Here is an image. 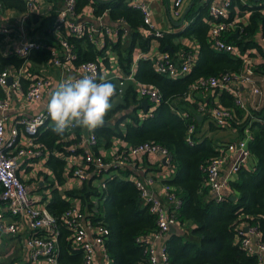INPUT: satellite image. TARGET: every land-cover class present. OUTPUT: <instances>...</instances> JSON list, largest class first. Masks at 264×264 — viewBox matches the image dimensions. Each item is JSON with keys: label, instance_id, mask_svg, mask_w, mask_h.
<instances>
[{"label": "trees", "instance_id": "obj_1", "mask_svg": "<svg viewBox=\"0 0 264 264\" xmlns=\"http://www.w3.org/2000/svg\"><path fill=\"white\" fill-rule=\"evenodd\" d=\"M210 1L195 0L186 14L185 20L188 23L182 30L178 33L162 31V35L157 36L153 32L144 33L147 25L144 23L143 14L140 9L131 5L129 0H75L76 17L85 12L89 3L93 7L95 17L108 9L110 19L120 25L119 38L114 42L108 39L101 47L90 38L88 32L80 36L66 35V38L76 51V64L87 59H99L111 48L118 53L126 73L132 71L134 50H150L154 38L159 42V50H170L172 53L181 46L180 43L174 42L176 37H191L198 41V57L190 71L176 76L158 71L151 57L140 56L134 68V76L137 82L154 83L162 93V100L151 112L141 114L138 109L146 107L134 86L136 81L129 83L121 99L106 112H103L102 106L108 103L110 98L98 109L97 118L103 117L112 120V123L94 127L98 142L92 147L99 152V145H108L114 136H120L131 144L153 140L168 147L172 153L174 171L163 180L176 187L180 203L173 207L181 226L180 231L170 233L166 241L172 264H258V254L248 251L236 238V233L237 225L247 220L257 225L264 240V121L260 120L264 113V104L246 109L236 102L232 91L216 88L214 92L220 97L219 103L228 106L233 112L230 124L221 125L208 114L198 117V95L192 99L186 98L192 82L197 77L222 75L245 65L242 56L226 50H215L212 46L209 36ZM0 5L4 9L21 10L26 20L25 29L28 35L47 41L42 43V47L33 48L28 57H24L16 50L5 52L2 49V40L6 34H0V70L6 66H19L27 58L35 62H49L52 57L50 44L54 43L51 32L55 27L61 26L58 18L59 7L54 5L50 13L45 15L38 12L28 13L26 0H0ZM263 9L264 3L253 6L241 0H233L230 19L237 12L244 16L249 10L251 14L240 21L238 38L234 33L225 34L229 42L238 44L242 50L253 49L250 56L255 55L257 50L260 58L253 61V64L258 81L264 78V50L259 39H256L257 33L264 36ZM122 24L128 27L124 28ZM123 33H126L125 38L122 37ZM189 49V46H184L181 50ZM78 88L68 85L62 91L68 95L77 93ZM213 96L209 94V99ZM91 99L79 102L77 107L87 109L92 104ZM182 109L187 113L182 114ZM193 121L197 125L192 135L193 141H190L187 133ZM247 126L252 130L248 144L256 160L250 166H240L236 177L230 180L229 187L231 192L237 194V198L233 199L228 195L218 199L211 195L206 180V166L228 141L243 135ZM220 128L225 129L224 136L218 131ZM227 131H234L237 135L231 137ZM73 132H76V136H72ZM81 135L80 121L71 129L59 126L52 116L45 120L35 135V140L46 147L45 151L48 150L45 163L58 181L63 178L66 159L54 153L53 148L70 152L72 149L66 146L74 144ZM74 149V152L85 151L83 146ZM112 169L114 168H111L105 178L106 187L98 209L94 207V200L91 198L94 193H98L96 172L91 178L84 180L81 186L71 188L69 193L82 198L84 207L89 210L90 220L96 222L102 219L109 227L105 240L109 258L101 264H147L145 241L140 237L157 228V213L150 208L149 202L141 197L136 183L129 177V167L117 166L116 170ZM47 202V206L61 222L60 259L81 262L83 249L72 242L68 235L71 228L61 219V213L70 205V201L63 196L59 187L54 186Z\"/></svg>", "mask_w": 264, "mask_h": 264}, {"label": "built area", "instance_id": "obj_2", "mask_svg": "<svg viewBox=\"0 0 264 264\" xmlns=\"http://www.w3.org/2000/svg\"><path fill=\"white\" fill-rule=\"evenodd\" d=\"M154 1L157 0H129L131 5L141 10L144 23L147 25L145 31L153 32L158 36L162 35V31L155 28L153 21ZM186 1L173 0L172 15L175 18L179 19L181 17L182 7ZM232 3L233 0L210 1L209 36L215 50H226L233 54H238L243 57L245 65L234 72L229 71L222 75L211 74L197 77L192 82L186 98L192 99L200 91H202L201 93L204 96L208 95L209 97V94H212L210 92L216 88H227L234 93L236 102L241 107L249 109L248 101L241 94L239 85L248 86L253 97L261 95L264 90L256 78L253 64L255 60L250 58L251 56L249 57V51L242 50L238 44L229 42L225 38L226 33L238 31L241 27L240 21L245 19L246 15L251 14L249 10L246 11L244 16L237 12L230 19L229 13ZM26 4L28 13L38 12L39 0H26ZM90 14H94L90 3L85 12L76 17L75 0H64V7L58 11V18L63 29H61V26L60 28L57 27L56 32L61 49L59 51L56 48H51V59L55 64L66 62L71 65L72 63L73 67H78L82 71L78 89L81 90V86H85L91 92L89 99L92 98V104L87 109L84 110L81 107H77L79 101L73 94L66 95L61 90L56 94L53 103L47 104L43 110L32 116L23 117L21 126L12 127L10 129L11 137L6 141L5 111L11 107L9 94L14 86H19V77H16L17 74L14 75L12 69L24 67V64L30 59H25L19 66H6L0 70V85L6 92V96H0V190L1 197L7 203L10 211V217L7 219L6 212L0 206V242L4 232H15L20 226H27L31 232L26 238V244L30 258L36 264H101L109 258L108 248L105 243L109 227L102 219H98L96 222L90 220L86 214L83 200L80 198L71 203L61 213V219L71 228V232L68 235L72 242L76 246L82 247L84 252L83 259L78 263L62 261L59 256L61 222L46 204L39 203L38 197L31 194L29 184L18 172L23 156H41L46 152V147L35 140V135L49 116L54 117L59 126H66L72 129L80 121V117L87 113L96 115L97 108H100L107 98L113 96L122 97L126 89V80L136 79L132 70L125 76H120L118 83H115L103 72L99 61L101 58L87 59L79 64L75 63L76 51L66 38V35L80 36L88 32L90 38L94 39L97 45L100 43L102 46L106 44L109 37L117 39L119 36L118 27L120 25L118 23L114 22V25L103 23L104 16L108 14V9L102 15L96 17L101 23L98 26L86 19L87 15ZM121 26L126 27L125 24ZM7 32L8 28L0 27V34ZM260 44L264 50L263 35H261ZM40 47H42V43L38 40H28L16 52L21 56L28 57L33 48L38 49ZM255 52L258 54L257 50ZM142 55L151 57L158 71L176 76L190 71L198 57V49L190 47L189 50H180V57H175L170 50H163L160 54L154 56L148 51H143L139 56ZM29 72H31L29 73L31 80L26 90V98L30 102L41 100L51 85V78L36 70ZM10 76H12L11 81L9 80ZM64 79L67 82L70 81L69 78ZM261 80H264V78ZM137 92L141 98L146 96L149 99L148 107L140 112L141 114L151 112V109L162 100L160 89L152 82L138 81ZM60 105L66 106L74 112V115L71 117L67 116ZM256 107H259V105L256 104ZM180 112L182 114L187 113L183 109ZM197 113H200V115L208 114L217 124L221 125H229L233 118L231 108L216 101L210 102L208 98L199 101ZM260 120L264 121V113ZM196 125L197 123L193 121L188 128L187 136L190 141H193L192 135L195 132ZM23 133L26 136L21 138ZM251 135L250 126L245 127L243 135L228 141L227 145L222 147L221 152L213 156L207 164L206 180L210 186L212 196L218 199L230 196V193H232L229 187L230 180L236 177L239 167L253 164L249 162L250 156H253L248 144ZM72 136H76V132H73ZM17 137L19 138L18 143ZM97 142L98 135L92 128L87 133L82 132V135L74 144L66 146L72 149L70 152H64L57 147H54L53 151L66 159L64 174H67L71 179L76 178L84 181L91 178L95 172L98 174L95 180L98 185V193L92 195V198H95L94 200L97 202L96 205L94 204L97 209L100 199L104 195L105 178L110 173L111 168H114L112 169L114 171L117 166L129 167L131 170L129 177L136 183L141 197L149 202L150 208L157 213V228L140 237V239L145 241V251L148 254L147 264H172L166 249V240L161 248H158L155 244L156 239L163 236L166 238V233L170 230L172 223H178L177 213L173 206L180 203V198L176 192V187L163 180L174 171L172 153L167 146L153 140L131 144L120 136H114L107 152L101 151V149L96 152L92 146ZM77 146H83L85 151L74 152V148ZM146 153L161 154L162 158L159 160L157 170L149 172L145 168L143 159ZM49 170L51 171V169ZM157 181L160 182V186L165 192L166 201L170 205L164 203L162 197L153 192L152 185ZM246 225L248 226L247 228ZM236 238L241 241V244L248 251L258 254V264H264V240L257 225L247 220L239 223L237 225Z\"/></svg>", "mask_w": 264, "mask_h": 264}, {"label": "crops", "instance_id": "obj_3", "mask_svg": "<svg viewBox=\"0 0 264 264\" xmlns=\"http://www.w3.org/2000/svg\"><path fill=\"white\" fill-rule=\"evenodd\" d=\"M245 3H248L249 5H260L264 3V0L261 1H254V0H241ZM191 0H187L186 3L182 7V14L189 5ZM54 5H57L59 7V10H61L64 7V0H39V10L38 13L41 14H48L50 13V10ZM49 8H51L49 10ZM173 11V0H157L153 2V21L155 23V28L160 31H166L170 33H178L180 30L183 29V27L188 23V21H184V23L180 26L176 25V21L179 20L178 18H175L172 15ZM264 11V9L262 10ZM246 15V14H245ZM250 14L246 15L249 16ZM86 19L89 21H92L95 26L100 25L101 23L96 19V17L93 15H87ZM25 23L26 20L24 18L23 12L19 10L18 8H3L0 5V27H6L8 28V32L5 33L3 40H2V49L5 52H10L12 50H17L20 46L23 45L28 40H33L37 38H33L31 35H28L27 30L25 29ZM104 24L107 25H114V22L110 19L109 14H106L104 16ZM34 24V23H32ZM57 27L53 29L51 32V36L54 38V43L50 44L51 48H56L60 51V42L57 37ZM144 30L145 34H148V32ZM236 31H234L235 33ZM156 35V34H155ZM240 35V34H239ZM261 33H257L256 39L260 41L261 39ZM43 36V35H42ZM123 38L126 37V33L123 34ZM119 38V36H118ZM117 38V39H118ZM117 39H112L109 37V41H117ZM41 43H47L44 39H38ZM174 42L177 44H181V46L173 53L175 57H180V50L184 46L193 47L194 49H198L199 43L196 39L189 38V37H176L174 38ZM49 44V43H48ZM98 47H101L102 45L99 43L97 45ZM249 52L253 49H247ZM163 50H159V42L157 38H154L151 43V48L148 50L149 53H151L153 56L160 54ZM106 54L103 56H100L99 61L102 67L103 72L106 76H109L111 80H113L115 83H118L120 76H125L127 74L120 63L119 55L115 50H112L111 48H108L106 50ZM143 50L136 48L134 50V60L132 62V70L136 67L137 59L140 57L139 54L142 53ZM251 55V52L249 56ZM250 58L254 59L255 61L260 58V55L255 53V55L251 56ZM36 70L39 71L42 74H45L51 78V85L46 90L43 99L41 100H35V101H28L26 98V90L30 83V77H29V71ZM14 75L16 77H19V86H14L12 90L10 91V99H11V107L5 111L6 116V141L10 139L11 132L10 129L14 126H21L23 122L21 121L23 117L25 116H32L33 114L43 110V108L49 104L53 103L55 101L56 94L63 90L64 87L68 85H75L79 86L78 82L81 81V73L82 71L79 70L78 67H73L72 63L69 65L68 63L64 62L63 64H55L52 59L49 60V62H35L33 60H29L24 64V67L19 69H12ZM129 73V72H128ZM20 74V76H19ZM64 78H69L70 81H66ZM135 88L137 89V80L136 79H127L125 85L127 86L129 83L133 82ZM236 83V82H233ZM260 85L262 86L264 90V80H259ZM241 94L246 98L248 101L249 107L255 106L256 104L261 105L264 104V91L261 95L253 97L250 88L246 85H239ZM202 91L198 92V96L200 97V100L208 98L207 96H204ZM214 96L209 99L210 102L216 101L219 103V95L218 93H215L214 91L210 92ZM73 96L79 101H84L90 98L91 92L89 89H87L85 86H81V90L77 89V93H71ZM0 96L4 97L6 96V92L4 91L3 87L0 85ZM120 97V96H113L110 97ZM109 99V98H108ZM142 99V98H141ZM107 101V100H105ZM105 103V102H104ZM261 103V105H260ZM107 104V103H106ZM106 104H104L103 112H106ZM144 105V104H143ZM62 111L66 113L67 116L71 117L74 115V112L69 110L66 106L60 105ZM99 107V106H98ZM93 113H87L86 115L80 117V122L82 124V132L87 133L88 131L94 129L95 126H97V114ZM140 112L144 110L143 107H140L138 109ZM200 114V113H199ZM206 115V114H204ZM202 117V114H201ZM200 117V118H201ZM103 118V117H100ZM106 119V118H105ZM234 132V131H233ZM232 132V133H233ZM235 133V132H234ZM26 136L25 133L21 134V138H24ZM235 136L234 138H236ZM19 138L17 137V143ZM112 142H110L108 145L101 144L99 145L98 149H101V151L107 152L109 149V146ZM48 151V150H47ZM44 152L41 156H23L22 161L19 165L18 172L19 174L26 180V182L29 184L30 192L33 196L38 197L39 203H44L47 205V201L49 200L51 194H52V188L54 186H57L60 188V190L63 193V196L70 201V204L75 202L77 199H80L81 197L79 195H73L69 193V190L75 186H81L83 184V181H80L79 179H71L67 176V174L63 173V178L58 181L56 176L54 175V180L50 178L48 171H43L41 169V166L45 163L46 157L48 156V152ZM254 157V156H253ZM162 156L161 154H155V153H146L144 155L143 163L147 171H155L158 169L159 160H161ZM254 162V160H253ZM252 162V163H253ZM46 165V163H45ZM46 167H48L46 165ZM52 172V170H51ZM53 173V172H52ZM54 174V173H53ZM160 182H156L152 185L153 192L161 196L164 203H167V205H170L168 201H166L165 198V192L162 190L160 186ZM48 191H47V190ZM92 198V197H91ZM82 199V198H81ZM93 200L95 198H92ZM94 204L96 205V200H94ZM0 206L3 207L4 211L7 214V219L10 217V211L8 209L7 203L3 200L1 197V190H0ZM87 216L90 215L89 210H87V207H85ZM177 230H169L168 233H166V238L163 236L162 238L156 239L155 244L158 248H161L164 241H167V238L169 237L170 233L173 232H179L180 231V223H176ZM31 230L28 229L27 226H20L17 231L15 232H4L2 235V240L0 242V264H36L32 258H30L28 246L26 244V238L30 234Z\"/></svg>", "mask_w": 264, "mask_h": 264}, {"label": "water", "instance_id": "obj_4", "mask_svg": "<svg viewBox=\"0 0 264 264\" xmlns=\"http://www.w3.org/2000/svg\"><path fill=\"white\" fill-rule=\"evenodd\" d=\"M254 1H261V0H254ZM194 3H195V0H191V2L189 3V5L187 6V8L185 9V11L183 12V14L181 15L180 19L176 21V25L177 26H180V25H182L184 23L185 18H186V14L192 8V6L194 5ZM234 35L238 38L239 37V32L236 31L234 33ZM9 80L10 81L12 80V76L9 77ZM142 103L147 108L148 105H149V99H148V97H146V96L143 97L142 98ZM198 117H201V115L199 113H198ZM96 123H97V126H102V125H105V124H111L112 123V120L105 119V118H99ZM230 197L233 198V199H235V198H237V194L235 192H232V193H230ZM247 227L248 226L246 225V228ZM170 230H177V225L175 223H172L171 226H170Z\"/></svg>", "mask_w": 264, "mask_h": 264}, {"label": "rangeland", "instance_id": "obj_5", "mask_svg": "<svg viewBox=\"0 0 264 264\" xmlns=\"http://www.w3.org/2000/svg\"><path fill=\"white\" fill-rule=\"evenodd\" d=\"M121 99V97H114V98H112V100H110L107 104H106V111L111 107V106H113L117 101H119ZM224 130L225 129H223V128H220V129H218V131L220 132V134L222 135V136H224ZM227 133H228V135L229 136H233V135H237V133L235 132V133H232V132H230V131H227ZM254 156V155H253ZM253 156H250V159H249V162L250 163H252L253 162V160H256V158L255 157H253ZM41 169L43 170V171H48L49 172V175H50V178L52 179V180H54V174L49 170V168L48 167H46V165H45V163L41 166ZM197 240L199 241V239L197 238Z\"/></svg>", "mask_w": 264, "mask_h": 264}]
</instances>
